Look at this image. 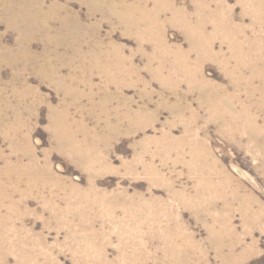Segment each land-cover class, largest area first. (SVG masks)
<instances>
[{"label":"rangeland","instance_id":"obj_1","mask_svg":"<svg viewBox=\"0 0 264 264\" xmlns=\"http://www.w3.org/2000/svg\"><path fill=\"white\" fill-rule=\"evenodd\" d=\"M258 1L0 0V264H264Z\"/></svg>","mask_w":264,"mask_h":264},{"label":"bare ground","instance_id":"obj_2","mask_svg":"<svg viewBox=\"0 0 264 264\" xmlns=\"http://www.w3.org/2000/svg\"><path fill=\"white\" fill-rule=\"evenodd\" d=\"M252 1H255V0H252ZM262 0H260V1H258L257 2V4H256V9H253V11H255V15H256V17H260V15L261 14H264V5H263V3L261 2ZM254 7V6H253ZM143 17H145V15L143 16ZM125 18V17H124ZM147 18V17H146ZM260 20V19H259ZM256 21H257V19H256ZM257 22H259V21H257ZM156 25V23L155 22H152L151 23V29L153 28V27H156L155 26ZM192 26V25H191ZM229 32V31H228ZM205 36V35H204ZM202 39V38H201ZM227 39H228V37H227ZM231 39V43H233V45L234 46H236L237 48H239L240 47V45H241V43H238L236 40V37H234V35L233 34H231L230 33V35H229V40ZM240 44V45H239ZM241 47H242V45H241ZM253 47V46H252ZM234 48V47H233ZM240 49V48H239ZM239 49H237V51L239 50ZM242 49V48H241ZM251 49V48H250ZM252 50V49H251ZM247 51V53H246V56H249L250 55V53L252 52V51ZM244 52V51H243ZM241 54V53H240ZM242 55V54H241ZM246 58V57H245ZM248 60V59H247ZM260 61L261 62H263L264 61V57L262 56L261 58H260ZM254 65V64H253ZM222 100V99H221ZM199 158V157H198Z\"/></svg>","mask_w":264,"mask_h":264}]
</instances>
